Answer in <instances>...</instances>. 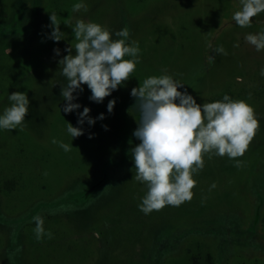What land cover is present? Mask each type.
Returning <instances> with one entry per match:
<instances>
[{
  "label": "rangeland",
  "instance_id": "rangeland-1",
  "mask_svg": "<svg viewBox=\"0 0 264 264\" xmlns=\"http://www.w3.org/2000/svg\"><path fill=\"white\" fill-rule=\"evenodd\" d=\"M76 3L87 11L73 12ZM240 7V0H0V115L13 92H26L29 100L22 125L0 128V264H264V50L245 39L264 32V12L241 28L232 19ZM52 13L64 33L59 42L50 38ZM78 19L101 25L114 40L127 28L140 62L102 103L81 85L73 93L81 107L65 114L58 62L75 47ZM161 75L180 82L177 90L199 105L225 95L245 101L260 129L243 156L204 155L191 201L146 215L139 205L147 186L135 180L131 158L140 143L133 136L140 114L130 93ZM85 107L91 126L77 123ZM66 123L84 134L72 138ZM123 134L122 166L80 203V189L118 153ZM60 142L73 149L65 152ZM37 215L44 220L40 240Z\"/></svg>",
  "mask_w": 264,
  "mask_h": 264
},
{
  "label": "clouds",
  "instance_id": "clouds-1",
  "mask_svg": "<svg viewBox=\"0 0 264 264\" xmlns=\"http://www.w3.org/2000/svg\"><path fill=\"white\" fill-rule=\"evenodd\" d=\"M240 4V10L233 14L232 19L241 28L251 27L252 18L264 12V0H240ZM81 9L87 11V6L84 3L73 5V12ZM49 18L53 27L50 38L59 42L64 33L59 29L58 18L55 13L49 14ZM73 32L77 41L75 47L65 49L69 54L58 62L61 75L65 78L61 87V97L66 102L63 107L65 114L81 107L73 103L77 99L73 93L83 91L81 85H87L91 91V101L102 103L112 91L129 80L140 62L137 43H127L130 35L127 28L116 32L119 39L114 40L101 25L78 19ZM245 39L258 52L264 50V32L248 34ZM54 52L60 55L58 49ZM217 52L224 53L223 47ZM126 56L131 59H125ZM261 75H264V70ZM182 87L169 75L150 76L130 93L135 98L132 107H136L140 114L133 132L140 143L131 148V158L136 170L135 180L147 186V193L139 205V210L146 215L168 205L178 207L191 201L192 189L196 186L193 173L203 169L204 155L214 153L221 157L227 155L230 159L243 156L260 129L254 109L245 101H233L225 95L222 101L199 105L186 91L177 90ZM8 100L11 106L0 115V128L15 130L25 122L29 100L26 92H13ZM114 105L115 100L108 102L109 113ZM89 112L90 109L85 107L79 113L78 125H83L85 121L90 126L95 123ZM97 119L103 120V114ZM66 124L72 138L84 134L82 127ZM52 143L58 142L53 140ZM60 147L65 152L73 149L62 142ZM32 219L36 225V238L40 240L45 235L44 220L39 215ZM47 235L51 238L50 232Z\"/></svg>",
  "mask_w": 264,
  "mask_h": 264
},
{
  "label": "trees",
  "instance_id": "trees-1",
  "mask_svg": "<svg viewBox=\"0 0 264 264\" xmlns=\"http://www.w3.org/2000/svg\"><path fill=\"white\" fill-rule=\"evenodd\" d=\"M125 133V132H124ZM127 133V132H126ZM125 133V134H126ZM125 134L122 136V141L118 145V153L107 159L102 167H101V173L99 176H97L94 180H92L89 185L82 190L80 189L79 192V202L82 203L85 200H89V197L98 192L106 183L107 179L109 178V172L111 168L114 167H121L122 163H120V159L126 158V148H125ZM261 221L264 224V212L261 216Z\"/></svg>",
  "mask_w": 264,
  "mask_h": 264
}]
</instances>
